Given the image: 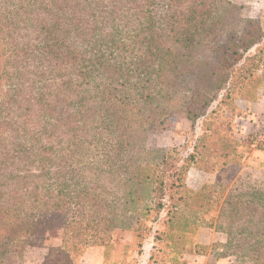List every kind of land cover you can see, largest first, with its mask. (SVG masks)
<instances>
[{
    "label": "rangeland",
    "instance_id": "374dc122",
    "mask_svg": "<svg viewBox=\"0 0 264 264\" xmlns=\"http://www.w3.org/2000/svg\"><path fill=\"white\" fill-rule=\"evenodd\" d=\"M29 1L23 3L28 5L30 21L2 32V36L11 35L8 40L13 46L7 51V65L0 62V190L4 192L0 206L14 210L17 218L40 222L51 208L62 210L67 232L46 228L41 233L49 245L40 244L44 238L34 240V245L53 247L48 264H77L97 249L106 264H150L152 247L161 248L158 258H166L164 264H177L183 261L182 241L187 246L196 243L199 252L187 258V264L209 253L218 258L232 256L242 264H264V195L260 194L264 191V43L251 47L227 69L216 64L214 50L222 41L230 47L238 44L228 32L243 39L244 31L256 35V28L254 32L252 25L235 31L227 28L228 38L223 39L214 34L220 29L218 13L204 14V26L214 43L209 50V43H193V50H199L194 53L196 70L214 81L232 72L236 80L228 99L222 91L209 105L204 122L203 117L187 118L180 103L164 100L166 95H177L180 102L190 101V85L185 86L175 74H159L154 70L157 62L147 72L135 56L150 51L148 37L155 35L157 40L158 31H165L162 21L151 14H164L165 7L169 12L181 11L189 0ZM233 2L243 17L259 22L264 31V0ZM49 27L63 31L57 46L66 39V50L71 45L84 53H77L76 61L60 59L57 69L47 67V59L39 65L37 47L46 39L41 40L38 33L43 37ZM24 42L31 49L27 60L17 48ZM171 43L183 47V40L171 39ZM200 45L204 48L197 49ZM81 57L86 59L78 61ZM25 60L23 73L20 62ZM170 78V83L163 81ZM121 83L126 84L123 88L140 86L151 91L153 109L147 113L163 111L156 116L164 118L168 113V120L150 129L128 123L133 137L110 130L113 124L101 118L97 108L102 107L100 97ZM206 95H213L210 88ZM208 124L212 127L208 149L200 148L201 155L190 159ZM150 141L154 148L170 151L167 181L182 183L165 190L157 221L150 200L136 195L135 178L127 169L136 157L142 164L158 159L155 156L160 154L150 149ZM217 141L230 150L227 157L212 149ZM183 163L186 168L179 178L176 172ZM18 176L24 177L22 184ZM64 249L72 255L67 256Z\"/></svg>",
    "mask_w": 264,
    "mask_h": 264
},
{
    "label": "trees",
    "instance_id": "16d2710c",
    "mask_svg": "<svg viewBox=\"0 0 264 264\" xmlns=\"http://www.w3.org/2000/svg\"><path fill=\"white\" fill-rule=\"evenodd\" d=\"M23 1L25 0H0V62L4 64V67L7 65L6 62L9 58V55H7L9 46L13 45H11L8 40L11 35L2 36V32L8 30V28L18 27L17 25L21 22L30 21L27 9L28 5L23 3ZM32 1L36 0H30L29 2ZM164 7L165 6H163V8ZM143 9L147 13L151 12L147 6H144ZM164 10V14H151V16L156 18L157 21L158 19L162 21V28H164L165 31L163 32L161 29L158 31L159 36L157 40L154 39L155 35H152V38H147L152 46L150 51L147 49L146 51H142L140 54L135 55L137 63L144 70L149 72L157 62L158 65L154 70L159 74H168V72L175 74L179 76L180 82H183L185 86L190 85L192 91L190 101L184 100L180 102L182 98H177V95H174L176 98H173L172 95H166L164 96V100L166 102L168 99H171V104L174 101L176 104L180 103V105L187 111V118L197 120L203 117L205 122L209 117V110L207 109L209 105L215 101L218 94L222 91H225L223 93L224 99H228L235 90L234 87L236 80L234 81L235 75H233L232 72H228L227 76L222 75L220 79H215L214 81L212 77L205 76L196 70L197 65L195 63L194 53L196 51L199 53V50H193V43H209L206 47L207 50L212 47L210 43H214V41H212L214 38L210 36V31H207L208 29L204 26V14L210 15L213 11L218 13L217 16L219 17V20L217 26H219L218 28L220 29L215 31L214 34L216 37L219 35L220 37H223V39H226L229 34L230 37L237 38L238 40V44L234 45V47H230L226 43L223 44L222 41L214 48L218 56L216 64L225 69L232 67L233 62L235 63L237 60H241L251 47L256 46V48H258L260 44H263L264 31L259 22L243 17L238 5H236L233 0H189L186 8L181 11L172 10L169 12L166 7ZM16 11L18 12L16 13ZM183 15L184 21L182 23ZM242 25L246 27H251L252 25L253 32L256 28L257 34L254 35L246 30L242 33V35L246 34L243 39L239 38L238 35L233 34L232 31H235L237 27ZM153 26L158 28L154 22ZM227 28L232 30V33L228 32ZM57 29L58 28L49 27V29H46L44 32L43 37L41 33H38V37L41 38V40H43V38L46 39L41 46L37 47L39 54L36 59H38L39 65H42L44 60L47 59L49 60V64L46 66L57 69L62 65L58 66L60 59L65 58L64 60L76 61L77 53L78 55L84 53V51L79 48L74 47V49H71V45H68L70 50H66L64 47V41L66 42V39H62L61 41H64L57 46L56 43L59 42L57 39L63 34V31ZM177 34H181L182 36L180 35L177 37ZM250 34L251 37L249 38ZM171 39L175 42H178V39L183 40V47L179 48L176 46L174 47L172 43L168 44V41H171ZM72 41L73 40H70V42ZM182 44H180V47ZM198 47L204 48L203 45L197 46V49ZM17 48L22 52L21 55L23 59L26 58V54L27 58L28 55L31 54V49L26 47L25 42L17 46ZM34 48L36 49V47ZM46 55L47 57H42ZM143 56L144 60L141 59ZM80 59L83 62L86 58L84 60L82 57L78 58V61ZM26 60L20 62L24 67L23 73H25L27 69ZM242 67L243 65L240 66L239 69ZM7 74H9V72ZM170 79H164L163 81L165 83H170L173 81V79ZM122 85L126 84L121 83L116 85L115 91L105 94V98L101 96L100 102L102 107L97 108L99 116L101 118H108L113 124L110 130H118L120 133L133 137V128H130V125H127L128 123L143 125L150 129L152 127L157 128L154 124H162L168 120V113L164 118H162L163 115L156 116V114L162 113L163 111L159 113L155 112L153 114L147 113V110L151 112L153 109V105H151L150 102V99H152L151 97H153L151 91L146 92V89H143V87L140 86H131L132 89H127L121 87ZM208 88H210V92H213L211 97L206 95ZM149 104L150 106L148 107ZM47 105H44L43 107ZM211 128V124H208L207 127H203L202 134L197 139L195 151L189 156L190 159L195 158L197 154L201 155V152L203 151L199 150L200 148H203L204 150L208 149V142H206V140L207 136L212 135L209 134ZM149 147L152 151L155 150L160 154L157 157L155 156V158L158 159L153 162L142 164L137 162L138 158L136 157L129 161L127 169L131 170L133 173L131 178H135L134 181L137 184L135 189L137 190L136 195L141 200L146 197L150 200V203L153 204L152 207L156 212L154 219L157 221V219L160 218L164 206L163 198L166 193L165 190L167 187H179L182 183L179 182V179L167 181L165 167L170 164L169 157H167L170 151L154 148L152 141L149 142ZM212 149L215 150L216 154L225 157L229 155L230 151L221 141H217ZM185 161L186 160L184 159L183 162ZM185 168L186 163L181 164V167L179 168L180 171L176 172V174L179 176ZM17 178L22 184L24 177L18 176ZM12 191L15 193L14 189H12ZM130 192L134 196V189H131ZM260 194L264 195V191ZM3 195L4 192L0 190V197ZM10 198H13V196L11 195ZM262 198L264 200V197ZM135 200L136 197L134 196L133 201L135 202ZM53 208L54 209L51 208L49 210L51 214L44 215L42 217L43 222H40V220L33 221L32 218H17L18 214L14 210L6 208V205L0 206V264H22L24 257L23 253L28 245H34L36 243L34 242L35 239L41 238V240H43L44 235L41 233L42 229L60 228L63 229L64 232H67L65 229L67 227L66 221L63 219L65 217L62 210L59 209L58 206ZM15 218L16 220H14ZM12 234L15 235L12 236ZM47 239L48 238H46L44 242L41 241L40 244L49 245ZM15 243H19V246H13ZM182 243L183 250H181L180 256L183 261L177 264H187V258H192L199 253L196 250V243L188 246L185 241H182ZM1 244L3 247H1ZM49 248L50 254L48 255V258L53 250V247L49 246ZM59 250L61 251V249ZM63 252H65L67 256L72 255L68 249H64ZM160 252L161 248L158 247L155 249L152 247L148 262L152 264V260L154 259L153 264H164L163 262L166 261V258L162 256L158 258Z\"/></svg>",
    "mask_w": 264,
    "mask_h": 264
},
{
    "label": "crops",
    "instance_id": "0c3cea01",
    "mask_svg": "<svg viewBox=\"0 0 264 264\" xmlns=\"http://www.w3.org/2000/svg\"><path fill=\"white\" fill-rule=\"evenodd\" d=\"M249 1V0H248ZM49 249L42 245L29 246L25 252L22 264H47ZM196 258V257H195ZM77 264H106L100 249L87 252ZM147 264V261L146 263ZM190 264H242L232 256L214 257L211 253L197 256Z\"/></svg>",
    "mask_w": 264,
    "mask_h": 264
}]
</instances>
